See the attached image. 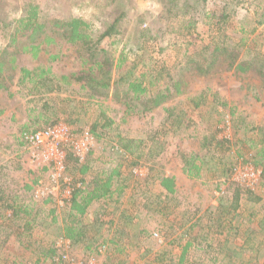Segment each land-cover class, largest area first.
I'll list each match as a JSON object with an SVG mask.
<instances>
[{
    "label": "rangeland",
    "instance_id": "rangeland-1",
    "mask_svg": "<svg viewBox=\"0 0 264 264\" xmlns=\"http://www.w3.org/2000/svg\"><path fill=\"white\" fill-rule=\"evenodd\" d=\"M29 1L32 0H0V50L10 52L7 61L12 55L16 58L11 89L0 92V197L3 202H15L35 210L31 217L19 215L14 224L9 219L11 228L1 227L0 236L10 234V241L0 247V255L8 259L7 264H35L37 250L47 251L63 232V210H57L53 203L35 206L33 189L40 180L43 186L49 185V173L34 170L30 165L20 135L58 120L75 130L89 128L99 118L102 105L107 115L115 119L114 127L119 124L109 135L112 141L96 138L87 161L91 169L87 174L81 175L70 162L68 166L69 174L84 178L87 188L90 185L92 189L91 184L101 175L104 176L101 180H105L118 165H124L119 175L122 181L115 182L113 196L93 202L86 218L87 224L101 215L105 223L99 232L108 240V251L99 256L101 264H179L182 247L189 241L192 246L183 264H264V176L250 192L245 185L246 167H255L253 163L260 162L264 168V158L253 157L264 152V133L257 130L264 127V74L257 70L264 68V62L260 61L264 59V4L257 5L261 0H244L227 21H223L222 13L225 0H33L49 19L83 17L92 21L97 30L114 23L117 35L101 44L113 61L114 80L121 75L130 80L143 74L145 83H180L183 93L176 94L172 88L171 96L160 107L152 108L150 102H133L137 113L130 117L125 115L127 107L120 101L122 97L112 92L107 99L98 94L90 98L88 95L93 93L81 90L76 82L60 92H49L46 88L32 92V84H19L22 67L32 70L43 65L54 74L70 76L93 64L85 65L79 48L67 43L52 27L47 31L54 36L55 43H43L38 57L30 47L28 52L16 49L25 38H18L15 47L10 45L11 30L4 31L2 21L8 23L19 18L24 3ZM174 1L181 9L187 7L189 15L168 20L167 8ZM191 16L197 20L196 25L190 26ZM219 21L221 24L217 26ZM148 29L153 36L151 40L143 36ZM222 36L225 42L220 46L224 49L213 54ZM41 38L34 45H39ZM52 56L58 58L52 60ZM122 57L126 61L118 68ZM251 59L255 60L252 69L244 74L238 72L237 66ZM155 92L151 90L149 95ZM191 98H199L197 102H202L201 106L195 108ZM220 102H226L227 106H221ZM164 108L172 109L174 117L182 119L175 133L169 130ZM236 117L245 118V123L237 122ZM158 130H163V135L150 145L158 151L157 156L140 155L143 147L125 160L112 148L118 133L134 136L135 145H139V139L158 136ZM211 133L219 143H213L211 150L202 148L205 137ZM184 155L190 160L199 157L196 162L204 164L203 173L197 179L180 178L178 193L168 195L160 186V175L183 169ZM129 160L135 164L129 165ZM232 164L237 167L231 175ZM238 170L240 173L235 174ZM239 187L244 191L239 207L233 210L236 218L229 215L223 220L226 215L220 214L219 206H235L233 200ZM128 208L132 210L129 220ZM5 216L12 218L10 212ZM55 216L57 223L52 222ZM29 222L34 239H28L31 233L26 232L25 238L32 242L26 248L18 243L13 231L18 225L25 228ZM220 224L223 226L219 227ZM91 236L89 233L82 243L73 244L69 253L81 259L93 255L99 237ZM91 245V249L86 248ZM2 258L0 262L4 263Z\"/></svg>",
    "mask_w": 264,
    "mask_h": 264
},
{
    "label": "trees",
    "instance_id": "trees-1",
    "mask_svg": "<svg viewBox=\"0 0 264 264\" xmlns=\"http://www.w3.org/2000/svg\"><path fill=\"white\" fill-rule=\"evenodd\" d=\"M178 1V0H177ZM171 2L170 7H168V20L176 19L177 17H180L181 15H189L190 11L186 7L184 9H181L178 2ZM226 3L224 7L222 8L223 13V21H227L230 18L231 13L240 5L241 2L245 3L244 0H225ZM264 0H261V2H258L257 5L264 4ZM23 12L22 15L19 18H15L12 20H9V22H3L2 21V29L6 32H9L11 30V43L14 47L18 44V38H25L24 42H22L20 45L16 46V49H21L22 52H28V48H31V51H36L35 57H38V54L42 48V44L45 43L47 45L54 44L55 38L54 36H51L48 33V29L52 27V31L57 33L58 35H61L63 39L67 41L72 46L78 47V52H80V58L82 59L83 63L85 65H89V63H93L88 66L86 70H82L80 73H74L69 75H57L52 73L50 67H45L43 65H39L34 67L32 70L22 67L20 68V78H18L19 84H32L33 90L32 92H40L42 89L46 88L47 91L52 92L58 90L59 92L62 91L65 86L72 85V82H76L80 84V88L83 91H91L93 95H88L90 98H94L96 94L104 97V99H107L110 92L114 96L122 97L123 100H120L125 107H127L125 115L130 117L135 115L137 112L135 110V106L133 102H140L141 104H146L150 102V106L152 108H157L162 106L167 99L171 96V89L174 88L176 90V94H182V90L180 89L181 85L180 83L176 81H172L170 83H165L163 85H156L155 82H147L145 83L144 78L145 75H141L140 78H134L127 80V76L121 75L118 77L117 80H114L112 78V68H113V61L111 60V56H109L107 50L105 48H102L101 44L103 41L107 38H112L117 35L115 24H111L107 26L106 28L102 30H97L94 28V24L92 21H88L84 19L83 17H76V16H67L62 18H53L49 19V15L42 9V7L36 3L35 1H29L25 2L23 5ZM190 26L196 25L197 20H194V17L191 16L190 19ZM230 23L229 21L225 24L228 25ZM217 23L216 25H220ZM221 28V27H219ZM98 34L97 38H94L93 36ZM143 36L148 38L149 40L152 39V34L150 33V29L144 30ZM42 37V38H41ZM221 37V36H220ZM41 38V42L39 45H34L36 40ZM225 42V39L222 36V39L219 40V42L215 45V48L213 50V54L220 53L224 48L220 45ZM224 46V45H222ZM19 51V50H17ZM8 49L0 50V92L1 91H9L11 89V83L14 78V71L16 67L14 64L16 63V58L14 55H12V58L7 61L6 57L9 56ZM16 54V53H15ZM102 54V56H100ZM100 56V57H99ZM261 57V56H260ZM57 56H52V60L57 59ZM257 58V57H256ZM260 60V59H259ZM126 61L125 57L119 61L118 68H121L123 63ZM255 60H247L244 62H241L237 66L238 72L244 74L248 73L253 65L255 64ZM264 62V59L260 60ZM263 67V66H262ZM163 69V68H162ZM257 70L264 74V68H257ZM133 71L131 69L128 71L130 73ZM9 73V74H6ZM126 73V74H128ZM127 77V78H126ZM153 78V77H152ZM114 80V81H113ZM160 88V90H158ZM156 91L155 94L149 95L150 91ZM197 99L199 98H191V102L193 103L195 108H199L202 104V102H197ZM205 101V100H204ZM220 105L223 107L227 106L226 102H220ZM147 109V108H146ZM110 110V108H108ZM164 110L168 113L167 117V124L169 123V127H171L169 130L173 133L177 132L182 125V119L174 117L172 109L164 108ZM242 114V113H240ZM233 115V113H232ZM175 118V119H174ZM237 122L245 123V118H239L236 117ZM59 122L54 121L50 125H54L55 123ZM103 124H102V123ZM122 122H126L125 118H123ZM48 123V122H47ZM116 121L114 118H111L107 115V110L104 109L103 105L101 106V112L99 118L93 122L92 126L89 128H84L89 130L95 138L98 140L107 139L109 141L111 140L110 134L112 132L119 128V124L116 125ZM99 129H102L99 131ZM260 129V130H259ZM38 130V129H36ZM34 130V131H36ZM174 130V131H173ZM247 130V129H246ZM257 130L262 131L264 133V127L257 128ZM25 132V131H24ZM23 132V133H24ZM22 133V134H23ZM21 134V135H22ZM158 136H148L145 138L139 139V145H135L136 141L134 136L130 135H123L122 133H118V135H115L116 140L112 146L113 149H116V154L121 153L125 160L130 159L133 155H136V149H143L140 151V155L142 154H148L149 156H157L155 152H158L157 150H153L150 146L153 144L154 141L160 140V135H163V130L157 131ZM20 135L19 140L20 144H23L22 136ZM219 143L217 140V137H215L214 133L208 134V136L205 137L204 143L202 145V148L211 150L210 148L213 143ZM150 143V144H149ZM218 145V144H217ZM225 145V144H224ZM221 147L222 146L221 144ZM112 149V150H113ZM147 149V150H144ZM114 151V150H113ZM138 151V150H137ZM148 151V152H147ZM264 153V152H262ZM258 153L255 154L253 157L257 158L256 156H261L264 158V154ZM127 155V157H125ZM139 155V156H140ZM200 158L199 157H192L190 160L186 155L183 156V160L185 163V166L183 168V171L187 173V176L191 179H197L200 178V171L201 166L196 162ZM223 160L222 157H220L219 163H221ZM69 162L72 163V168L76 171H78L81 175L87 174L90 169L89 162L86 165H80L75 158H73L71 155L69 156ZM129 165H134V162H131L129 160ZM202 165L203 163L200 162ZM238 163V161L236 162ZM248 163V162H245ZM264 163V161H263ZM128 165V166H129ZM253 165L254 168L259 170L260 169V176L263 178L264 176V168L263 164H260V162H254ZM124 165L120 164L115 169H113L112 173L109 174V176H105V180L98 179V181H95L93 184V188L90 189V185L87 188V182L84 178H80L82 181H84V184L86 185V188H80L78 189L73 198L71 203L66 209L63 210L64 213V220L62 222V234L56 237V239L60 236H64L72 241V244L75 243H82L84 239L89 237V233L92 234V237H99L97 241L98 246L106 245L108 240L104 239V236L102 235L100 229L104 226V220L102 216L98 215V217H95L92 221L87 222L86 224V218L89 216L90 213V205L95 201H102L105 198H110L113 196L112 192V185L113 182L116 180L120 181L121 176V167ZM237 164H232L230 173L232 175L233 170L236 171ZM259 167V168H258ZM226 170L224 169L223 172ZM103 174V173H102ZM102 176V175H101ZM160 186L166 191L168 195H175L178 193L175 183V177H168V176H162L159 179ZM239 186L244 187V185L239 184ZM239 187L236 191L235 198H234V204L235 206H219V209H221L219 212L221 215H226V217L223 220H227L229 215H232L233 218H236L233 210H235L237 207H239V202L241 199H243V191ZM33 188V187H32ZM248 189V192L252 191V188L246 187ZM252 189V190H251ZM121 193H124V188L121 187L120 189ZM120 193V192H118ZM242 196V198H241ZM16 197V196H15ZM19 198L17 195L16 199ZM3 198L0 197V212L3 211V214H0V230L3 225H7V227L11 228L10 221H13L14 219L19 218V215L24 214L26 217H31L33 212L35 211L34 208L30 207H23L20 205H16L15 202L10 203L6 201H2ZM259 199V198H258ZM7 200H10L8 198ZM45 205L48 203H53V200L51 198L42 200V201H36L35 200V206L39 204ZM222 205V204H221ZM56 208V207H55ZM131 208L127 209V212H129V217L127 220L131 219ZM218 209V210H219ZM59 210V209H57ZM36 213H39V210H36ZM55 209L51 211L52 215L55 214ZM6 212L11 213V217L5 216ZM10 215V214H9ZM10 219V221H9ZM53 223L58 222V218L55 216L53 218ZM33 223V222H31ZM223 223V222H221ZM14 224V221L13 223ZM112 225V222H111ZM102 226V227H101ZM223 226L222 224L219 225V227ZM194 226H191L193 228ZM16 230L13 231L17 237V239L22 242L23 235L28 233H31L32 227H30V222L27 223L25 228H22L20 225H18ZM20 229H26L24 231H20ZM117 230H115L116 232ZM1 233V232H0ZM10 235V234H9ZM7 235L5 239L0 240L1 246L3 247L10 241V236ZM205 235V234H204ZM29 236V234H28ZM32 236V233L30 234ZM2 236H0L1 238ZM205 236H201V238H204ZM196 240H198L197 237H195ZM54 244V243H53ZM53 244L49 246L47 251H43V259L39 258V262H50V259L55 254V251L53 250ZM107 246V245H106ZM192 246V242H187L182 247V253L179 257V264H183L186 260V256L188 253L189 248ZM210 246V245H209ZM25 247V246H24ZM211 247V246H210ZM87 249H91V246H86ZM218 249L220 246L217 247ZM1 249V248H0ZM2 256L0 255V259ZM1 260V264H7L8 259ZM6 262V263H5ZM38 263V262H37ZM50 264H52L50 262Z\"/></svg>",
    "mask_w": 264,
    "mask_h": 264
},
{
    "label": "built area",
    "instance_id": "built-area-1",
    "mask_svg": "<svg viewBox=\"0 0 264 264\" xmlns=\"http://www.w3.org/2000/svg\"><path fill=\"white\" fill-rule=\"evenodd\" d=\"M21 136L30 165L34 170L49 173L50 184L43 186L40 180L33 189L35 200L51 198L57 209H66L75 192L80 188H86L84 181L69 174V156L75 158L80 165H86L97 142L95 136L87 129L75 130L62 121L36 131L24 132ZM245 171L248 177L245 185L254 188L261 180L260 170L248 166ZM53 243L55 254L50 259L52 264H101L99 256L108 251V246L101 245L93 255L81 259L69 253L73 246L70 239L60 236Z\"/></svg>",
    "mask_w": 264,
    "mask_h": 264
},
{
    "label": "crops",
    "instance_id": "crops-1",
    "mask_svg": "<svg viewBox=\"0 0 264 264\" xmlns=\"http://www.w3.org/2000/svg\"><path fill=\"white\" fill-rule=\"evenodd\" d=\"M121 153L123 154L124 152L123 151H121ZM121 153H118V154H120L121 156H123ZM200 166H201V171H200V175L203 173V170H202V168H203V166H202V164H199ZM204 165V164H203ZM133 166V165H132ZM123 167H121V169H122ZM120 169V170H121ZM122 171L123 170H121V173H122ZM132 172V171H131ZM133 173V172H132ZM100 175V174H99ZM160 176H171V177H175V183H176V188H177V191L179 190V188H178V186H179V181H180V178L181 179H183L184 177H187V179H190L188 176H187V173L186 172H184L183 171V169H181V170H179V171H174V170H169V171H167L166 172V174H164V173H162ZM101 178H103L104 176H100ZM134 178H136L138 181L140 180V178H138V176H135ZM136 179H134V181H135V183H137V180ZM102 181V180H101ZM117 181V180H116ZM120 181H122V178L120 179ZM118 182V181H117ZM116 182V183H117ZM114 184H115V181L113 182V185H112V187H111V189L112 190H114L113 188H114ZM114 191H116V190H114ZM7 225H8V223H6ZM7 225H3L2 227H7ZM10 225V224H9ZM9 225H8V227H9ZM27 225V224H26ZM25 225V226H26ZM24 237L22 238V242H20V240L19 239H16L17 241H18V243L21 245V246H25L26 248L28 247V248H30L29 247V245L30 244H32V242H30L29 240H27L25 237H26V234L25 235H23ZM27 238L28 239H34L32 236H27ZM3 239H5V237H1L0 238V240H3ZM34 241H37V240H34ZM14 242H15V240H14ZM40 244H41V242L40 241H38ZM53 244V241L51 242V245ZM186 244V243H185ZM31 251V250H30ZM38 252H37V254H36V250H34V254H36V255H38V256H36L35 255V257H36V263L35 264H37V262H39V258L40 259H43L42 257L44 256L43 255V251H39V250H37ZM38 257V258H37ZM39 263H41V261L39 262ZM38 263V264H39ZM16 264V263H15Z\"/></svg>",
    "mask_w": 264,
    "mask_h": 264
}]
</instances>
